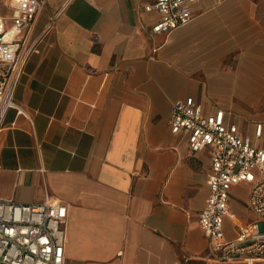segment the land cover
Segmentation results:
<instances>
[{"label":"crops","instance_id":"obj_1","mask_svg":"<svg viewBox=\"0 0 264 264\" xmlns=\"http://www.w3.org/2000/svg\"><path fill=\"white\" fill-rule=\"evenodd\" d=\"M151 1L41 0L28 33L53 18L14 92L27 116L5 114L0 199L64 202L65 264H203L210 156L171 132L172 102L192 96L247 129L239 100L264 97L257 0H196L168 33L150 30ZM244 187L233 186L230 205L249 220L248 191L235 195ZM223 231L237 234L230 218Z\"/></svg>","mask_w":264,"mask_h":264},{"label":"built area","instance_id":"obj_2","mask_svg":"<svg viewBox=\"0 0 264 264\" xmlns=\"http://www.w3.org/2000/svg\"><path fill=\"white\" fill-rule=\"evenodd\" d=\"M196 0H152L146 10L159 14L150 27L153 33H168L193 17ZM9 14L0 13V132L5 114L13 108L27 116L26 108L14 98L27 57L39 52V39L52 28L53 18L34 39L28 33L41 0H8ZM170 130L184 135L191 151L207 149L210 156L208 195L198 214L207 238L203 264H264V124L256 121L248 129L225 120L217 108L203 112L192 96L172 102ZM249 185L245 204L255 218L233 215L234 185ZM66 205L45 196L35 203L0 199V264H65L64 223ZM230 218L237 234L224 236V221Z\"/></svg>","mask_w":264,"mask_h":264},{"label":"rangeland","instance_id":"obj_3","mask_svg":"<svg viewBox=\"0 0 264 264\" xmlns=\"http://www.w3.org/2000/svg\"><path fill=\"white\" fill-rule=\"evenodd\" d=\"M251 11L252 15L258 18L261 24L264 26V0H257L256 5L252 6ZM239 99L240 98H238V100ZM239 102L242 108L240 110L241 124H243L249 131L253 123L256 121H261L264 124V97L262 94H260V97H258L257 101L254 99H240ZM242 189L235 190V195L237 198H239L240 195L246 194L249 188L244 187V189ZM236 211L238 212V209Z\"/></svg>","mask_w":264,"mask_h":264}]
</instances>
